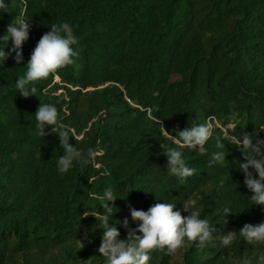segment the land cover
I'll return each mask as SVG.
<instances>
[{
  "label": "trees",
  "instance_id": "trees-1",
  "mask_svg": "<svg viewBox=\"0 0 264 264\" xmlns=\"http://www.w3.org/2000/svg\"><path fill=\"white\" fill-rule=\"evenodd\" d=\"M22 11L30 24L23 59L13 52L0 64V264H102L103 229L93 215L105 211L106 185L118 195L108 202L109 223L128 218L127 227L116 225L121 239L139 223L130 207L176 201L183 216L182 201L194 194L221 231L264 220L248 199L234 140L241 132L264 138V0H8L0 35ZM61 21L73 26L78 56L35 82L36 95L21 96L16 76ZM40 103L57 108V124L43 136L34 114ZM206 121L214 125L206 151L178 142L177 131ZM60 130L84 156L93 152L64 174ZM217 139L225 160L210 165ZM168 148H180L195 170L183 183L166 171ZM223 206L232 210L224 223ZM261 250L242 240L229 249L190 243L153 250L150 264H236Z\"/></svg>",
  "mask_w": 264,
  "mask_h": 264
},
{
  "label": "clouds",
  "instance_id": "clouds-1",
  "mask_svg": "<svg viewBox=\"0 0 264 264\" xmlns=\"http://www.w3.org/2000/svg\"><path fill=\"white\" fill-rule=\"evenodd\" d=\"M7 7L8 0H0V11ZM27 21L22 11L11 19L4 33L0 35V41L6 42L0 45V64L13 52L12 58L17 63L23 59L21 45L27 40L30 29ZM9 40H11V47L6 52L5 46ZM76 43L77 37L74 35L71 24L66 21H61L59 24L51 23L49 30L40 36L32 49L24 64L26 66L24 71L16 76L14 81L16 91L23 97L29 94L36 95L35 82L74 63L78 56V52L73 47ZM34 114L40 136L44 135L46 126L57 124V108L53 103H40ZM213 128L214 125L210 121L193 123L177 131L178 142L188 149L204 152L206 149L203 146L212 135ZM58 140L63 148L62 154L57 159V169L60 174L72 168L74 161L86 165L93 156L91 149L88 150L87 156H84L80 149L69 144V134L65 130L59 131ZM234 140L243 156L237 168L244 174L243 183L252 193L248 199L264 209V138L241 132L239 136L234 137ZM216 147L218 150L211 153L208 161L210 165L225 160V144L217 139ZM165 155L167 157L166 171L178 182L183 183L185 178L195 171L186 163L180 148H168ZM100 195L103 201L101 206L105 211L96 215L91 214L97 218V227L103 229L98 248L103 257L102 264H150V253L153 250L172 253L190 243H194L200 249L216 243L221 248L229 249L242 240L252 247L264 249V220L255 224L244 223L238 231H225L224 228L221 231L219 227L201 215L200 194H194L182 201V208L188 213L183 216L181 209L176 207V201L163 200L149 206L147 210L130 207L131 219L139 223L134 229H129L127 236L121 239L116 225L121 224L127 227L128 218L121 221L113 220L109 223L114 211L108 202L117 198L118 195L112 185L104 186ZM230 212L232 210L229 206L221 208L223 223V218ZM236 264H264V250L258 251L254 256L242 254L237 258Z\"/></svg>",
  "mask_w": 264,
  "mask_h": 264
}]
</instances>
